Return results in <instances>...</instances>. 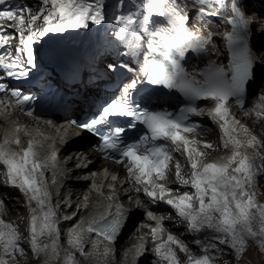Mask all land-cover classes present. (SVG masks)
Returning a JSON list of instances; mask_svg holds the SVG:
<instances>
[{"label":"snow or ice","instance_id":"obj_1","mask_svg":"<svg viewBox=\"0 0 264 264\" xmlns=\"http://www.w3.org/2000/svg\"><path fill=\"white\" fill-rule=\"evenodd\" d=\"M6 2L7 0H0V5H5ZM213 2L223 6V0ZM42 4L43 7L38 14H33L30 8L19 6L0 10V49L5 50L4 54H0V69L9 77L20 79L28 76V66L35 67L34 45L45 35L87 28L89 22L100 24L104 21L102 0H42ZM141 7L145 13L143 16L145 24L153 16L166 17L171 24L170 30H157L151 33L150 51L158 52L167 63L161 64L156 59L146 63L143 69L145 81L177 90L189 100L213 102L214 107L208 115L220 124L225 136L224 147L227 148L229 145L237 149L242 147L241 142L231 135L236 131L235 125H238L239 121L229 122L230 112L227 105L233 97L240 103L239 98L245 93L249 82L254 79L256 64L243 35L244 23L239 9L233 5L232 11L236 18L228 20V23L233 25V31L225 34L227 47L231 53L230 71L226 72L223 68L213 65L204 74L203 82H198L188 78L179 60L189 50L205 51L211 39L188 30V17L181 12L175 0H145ZM38 21L41 23L37 27ZM118 23L123 25L118 38L127 39L136 46L140 40L133 27L137 23L136 19L132 15L121 16ZM12 26L18 29L20 44L15 56L7 49L10 47V41L16 37L5 32L6 27ZM115 67L109 65L110 70H115ZM136 87L135 81L128 87H123V97L119 101L104 106L98 117L78 126L99 136L101 151L118 153L120 159L117 162L127 166L130 180L136 185L143 186L144 194L153 202L164 201L174 208L182 220L188 221L190 231L200 232L207 228L220 233L223 238L219 243L229 245L237 258L246 250L249 240H258V246L264 251V205H258L254 193L248 191L249 188L256 186L257 176L264 172V155L257 151V158L262 161V164L257 166L253 160L246 155L242 156L237 150L226 163H210L200 168L199 160L194 159L193 155L202 157L204 153L198 148L189 147L198 144L199 141L188 138L198 130V125L188 123L190 115H199L198 109L185 107L180 109L176 116L168 112L133 110L129 103L130 89L135 90ZM0 92H7L4 83H0ZM11 95L16 98L18 105L32 99L28 95L22 96L19 91H12ZM260 99L264 101V96ZM256 115L259 119L264 113L258 111ZM114 117H130L129 128H135L140 124L144 126L146 132L134 142L122 139L125 132L123 128H113L109 133H102L98 126ZM26 131L17 127L4 135L3 142L0 143V165L7 169V179L11 186L18 188L36 204L34 213L39 214L32 216L30 225L33 252L38 254L51 249L55 253L56 245L50 242V238L58 233L52 220L53 213L46 209L50 197L41 182L43 175L41 169L45 165L39 160V149L43 146L28 141L25 147L20 136ZM243 131L246 133L248 129ZM204 147L212 146L205 144ZM248 147L264 148V143L252 136L248 141ZM173 151L185 154L190 161V179L181 175L179 163L175 166V176L180 184L190 185L194 193L186 192L174 199L165 200V196L171 195L173 190L155 181L167 178ZM233 165L237 166L233 168ZM140 190L137 188V191ZM148 215L156 219L151 212ZM122 222L123 210H119L112 220L98 228L89 227L88 231H95L105 240L113 242L122 227ZM162 231V228L152 230L154 236ZM46 235L49 237L48 240L44 239ZM0 245L3 246L6 257L17 251L23 254L16 230L2 220ZM171 245H176L183 253L188 252V248L172 235H168L167 240L161 243L156 251L169 264H179L177 254ZM209 248L215 249L216 245H209ZM204 251L207 253L208 248ZM0 264H9V260L0 258ZM189 264H212V258L207 254L199 258L189 257Z\"/></svg>","mask_w":264,"mask_h":264},{"label":"bare ground","instance_id":"obj_2","mask_svg":"<svg viewBox=\"0 0 264 264\" xmlns=\"http://www.w3.org/2000/svg\"><path fill=\"white\" fill-rule=\"evenodd\" d=\"M33 1L36 4H39L40 2V5L43 6L42 1ZM110 1H112L113 3ZM107 2H110V4L112 3V5L114 4V0H102L103 5ZM260 3L264 5V0ZM245 10L248 11L246 8ZM38 13L39 11H37L36 14ZM246 13H248V28L254 27L256 30H262V32H264V17L260 18L258 16H255L254 19V13L252 11ZM252 18L254 22L251 21ZM40 23V21L37 23V27L40 26ZM194 25L198 29H202L204 27L200 23L193 24V26ZM196 34L204 36L203 33ZM258 36L261 39H264V35ZM257 52L259 53L260 60L264 61V48L260 49ZM205 53L213 60H216L218 62L225 61V53L222 51V44L214 39L211 40V44L206 46ZM194 66L197 69L201 68V64H199L198 61L194 62ZM262 66L264 70V65ZM81 89L82 88L79 87L77 90ZM262 93H264V88ZM69 112L71 113V110H69ZM60 120H64L63 122H65L68 120V116H64L63 118L57 120V122L60 123ZM17 127L27 130L26 133H22L20 136L21 140L24 142L25 147H27L28 139L40 137L43 135V133L49 135V141L51 143H54L56 141L57 145L55 146V149L58 152V156H60L59 158L62 160L60 162V166H62L63 168L65 167L70 170L72 169L75 172L76 170H78V172L83 171L86 170L84 169L85 164H87L90 160H99L101 158L100 154L92 149L93 141L90 137V134L80 133L74 135V133H71L69 135V138L65 140V146H61L58 143V140L61 139L59 132L45 129L41 124H38L35 121L18 117L16 114H10L9 112L5 111V109L0 104V142H3V137L6 133L11 132L14 128ZM254 133L262 135V131L260 129H256ZM234 152V150L230 151L228 158L231 157ZM52 155H56V153H53ZM241 155L251 157V160H253V162L257 166H260L262 164V161L253 153L249 154V152H247L245 154L241 153ZM236 166L237 165H233L232 167L234 168ZM77 176H79V180L68 181L62 189L63 193L55 192L56 186L53 185L50 177L48 178L49 183L46 180L42 182L43 179H41V182L50 197V200L46 203V209H50L53 213L52 220L55 223V228L57 229L58 233L53 234L50 238V242H54L56 245V252L53 253L51 249L40 252L38 254L33 252L30 243L31 218L34 214L38 215L39 213H34V209L36 208L35 203L30 201V206H28L24 203V199L21 197V199H19L18 201H13L11 199H8L6 201L5 205L9 206L12 214L7 215V217L4 216V219L10 221V223L12 222V227L15 230L16 227H18V229L22 233V236L18 235V243L19 246L23 249V254L17 251L14 252L12 256L6 257L4 255L3 246L0 245V258L8 259L9 264H161L159 259L154 254L153 250H151V245L148 246V248L146 247V249H148V253L146 254V256H144L140 261L138 260L139 252L143 249L142 242L132 236V233L137 229V217H135L133 221L130 232L126 234V239H122V245L120 241V243H117L115 253L112 252L113 248H111L110 246L98 248L97 243L90 241L89 238H85L83 236L84 224L82 222H75L72 226H70L69 224L71 223V221H62L65 215H69L68 208L70 201H73L76 205H81V207L79 208L81 210L85 206H87L84 213L88 214V218H93L98 215L97 203L93 200V198L88 197L85 194L86 190H90L91 188H93L91 187L92 183L87 181L90 178L88 172L83 171L82 175L78 174ZM99 180L102 181L104 180V178H99ZM257 180L258 182L256 183V185L258 183H260V185L262 184L259 188V191L264 195V175L260 173L257 176ZM259 180L261 181L259 182ZM107 186H111L114 189L117 188L118 184L116 182V179H109ZM0 187L5 191L6 194L8 192L12 193L13 191L17 192V188L4 186L1 177ZM1 188L0 191H2ZM48 188H50V190H48ZM118 191H121L122 194H125L127 190L121 189ZM255 202L258 205H264V196H261L258 200L255 199ZM129 204L132 207H138L133 203ZM5 205H0L2 215L6 214ZM185 231L186 229L184 225H180L179 232ZM44 239L48 240L49 237L46 235ZM251 245H254L252 249ZM255 246L259 247L258 240H249L246 250L243 252L240 258H237L235 251L232 250L229 245L221 244L223 253L229 258H234L233 264H264V256L261 257L256 254ZM37 255L39 256V258H37Z\"/></svg>","mask_w":264,"mask_h":264},{"label":"rangeland","instance_id":"obj_3","mask_svg":"<svg viewBox=\"0 0 264 264\" xmlns=\"http://www.w3.org/2000/svg\"><path fill=\"white\" fill-rule=\"evenodd\" d=\"M261 1H263V0H258V2H261ZM38 6H39V4H37ZM40 7H42L41 5H40ZM38 11H40V10H38ZM261 36V35H260ZM264 40V39H263ZM263 88H264V81H263V87L261 88V91L263 90ZM249 154H250V152H249ZM250 159H251V157H249ZM261 180H259V182H260ZM262 185V184H261ZM260 183H258L254 188H251V190H250V188L248 189V191L250 190L251 191V193H254V199H256V200H258L261 196H264L263 194H261L260 193V191H259V188H260ZM249 191V192H250ZM259 194H258V193ZM259 195V196H258ZM258 197V198H257ZM16 232L17 233H19L18 235L19 236H22V233L20 232V230L18 229V227H16ZM128 236V235H127ZM130 238V237H129ZM125 239H126V236H125ZM124 240V239H123ZM121 245H122V241H121ZM253 246L254 245H251V249L253 248ZM250 249V248H249ZM260 250V251H259ZM255 251H256V254L258 255V256H264V251H262L261 249H260V247H256L255 246ZM37 258H39V256L37 255ZM227 258V259H226ZM233 260H234V258L233 257H225V260L223 259V261L222 262H220L221 264H233ZM238 263H239V261H238Z\"/></svg>","mask_w":264,"mask_h":264}]
</instances>
